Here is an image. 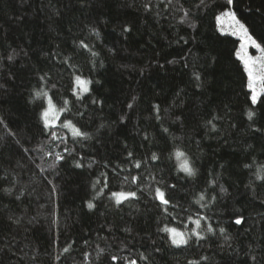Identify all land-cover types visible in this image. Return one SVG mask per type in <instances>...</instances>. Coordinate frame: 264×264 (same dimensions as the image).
Wrapping results in <instances>:
<instances>
[{
  "label": "trees",
  "instance_id": "trees-1",
  "mask_svg": "<svg viewBox=\"0 0 264 264\" xmlns=\"http://www.w3.org/2000/svg\"><path fill=\"white\" fill-rule=\"evenodd\" d=\"M227 11L264 52V0H0V264H264V84Z\"/></svg>",
  "mask_w": 264,
  "mask_h": 264
},
{
  "label": "rangeland",
  "instance_id": "rangeland-1",
  "mask_svg": "<svg viewBox=\"0 0 264 264\" xmlns=\"http://www.w3.org/2000/svg\"><path fill=\"white\" fill-rule=\"evenodd\" d=\"M233 17L234 16L231 14V12H228V11L225 12L224 14H222L221 16H219V18L217 20V25L221 27V28L219 27V30L221 33L228 34V35L234 37L235 39H237L239 41L240 44H239V50L238 51H240V49H241V53L239 52L238 59L241 61L240 55L244 61L246 59H248V56L246 53V50H247L249 56H251L250 58L252 59V61L254 60V62H255L252 65V67L254 69L257 62L264 60V52L260 47L257 48L255 46V45H258L257 43H255V44L252 43L253 40L249 37L247 32L245 33V31H244L245 29L243 28V30H242L240 28V24L237 23L236 18L234 17V19H233ZM244 67H245V65H244ZM255 76L257 77V79L254 81V84L260 82V80L258 79L259 72H257L255 74Z\"/></svg>",
  "mask_w": 264,
  "mask_h": 264
},
{
  "label": "snow or ice",
  "instance_id": "snow-or-ice-1",
  "mask_svg": "<svg viewBox=\"0 0 264 264\" xmlns=\"http://www.w3.org/2000/svg\"><path fill=\"white\" fill-rule=\"evenodd\" d=\"M229 3L232 2V0H228ZM234 19V17H233ZM237 23H239L237 21ZM240 28L243 30V25H240ZM125 31H128V29H125ZM245 33H246V30H244ZM253 44H255V41L252 42ZM257 48H259L260 46L259 45H255ZM255 62L251 60V58H248L244 61V65H245V69L247 71V74H248V77H249V87H250V91L253 93L252 95V102L253 103H256L257 101V94H256V88L253 87V82L257 79V77L255 76L254 74V69L252 67V65L254 64ZM258 79L260 80L261 84H264V75L258 77ZM79 83H83V81H78ZM86 90V89H85ZM262 92H264V88L261 89ZM45 116H47V113H45ZM252 116V113H249V118H251ZM79 134V133H77ZM183 171H185L187 174L191 175L192 174V170L190 167H188V165L185 163L183 165ZM130 195H133L134 196V193L133 194H130ZM157 195L159 196L160 200L162 203L164 204H167L168 201L164 199L163 197V193H160L159 190H157ZM127 197L121 193V194H117V203H120L121 202V199H126ZM89 208H92L93 205L92 204H89L88 205ZM198 223V222H197ZM236 223L239 224L241 223V221L238 219L236 220ZM172 231V235H173V243L174 244H180V243H185L186 241L184 240V237L182 234L180 233H177L175 230H171ZM134 264V262H133Z\"/></svg>",
  "mask_w": 264,
  "mask_h": 264
}]
</instances>
